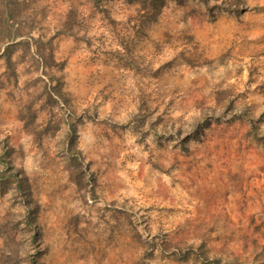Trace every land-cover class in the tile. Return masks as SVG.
<instances>
[{
	"label": "rangeland",
	"instance_id": "rangeland-1",
	"mask_svg": "<svg viewBox=\"0 0 264 264\" xmlns=\"http://www.w3.org/2000/svg\"><path fill=\"white\" fill-rule=\"evenodd\" d=\"M230 1L0 0V264H264V0Z\"/></svg>",
	"mask_w": 264,
	"mask_h": 264
},
{
	"label": "trees",
	"instance_id": "trees-1",
	"mask_svg": "<svg viewBox=\"0 0 264 264\" xmlns=\"http://www.w3.org/2000/svg\"><path fill=\"white\" fill-rule=\"evenodd\" d=\"M10 0H1V3L3 6H5V8L7 7V2ZM97 1V0H94ZM127 2H133V0H126ZM239 0H231L230 2H226V3H222L223 6H221L222 9H224L225 11H234V10H238L239 8ZM218 6V5H217ZM210 8V7H209ZM7 59L9 60V58L7 57ZM197 129V127L195 128ZM197 131V130H196ZM14 176H16V173L14 174Z\"/></svg>",
	"mask_w": 264,
	"mask_h": 264
}]
</instances>
